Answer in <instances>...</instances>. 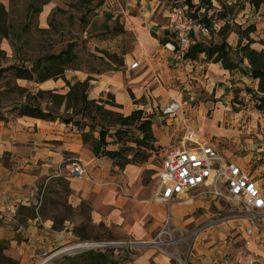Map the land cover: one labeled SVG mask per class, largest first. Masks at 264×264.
<instances>
[{
  "label": "crops",
  "instance_id": "0c3cea01",
  "mask_svg": "<svg viewBox=\"0 0 264 264\" xmlns=\"http://www.w3.org/2000/svg\"><path fill=\"white\" fill-rule=\"evenodd\" d=\"M9 1L0 0V4L6 6ZM243 1L244 8L235 20L230 19V23H236L239 28L226 26L228 37H224L230 50L231 62L237 64L240 61L238 68L224 70L220 63L207 62L204 55H199L196 60L186 58L183 64L176 61L173 43L167 38L170 35L167 32L166 36L165 33L167 30L163 19H166L168 10L163 11V0H104L94 4L93 8L95 21L109 27L108 35L90 39L93 34L88 35L89 31L84 33L83 39H90L86 40L84 61L79 59L76 52H72L75 45L70 42L72 58L64 65L58 79L39 82L37 74L41 72L36 69L43 72L49 67L56 69V61H45L56 54L45 57L43 61L46 65L42 66L39 62L32 70L14 66H9V69L14 73L18 69L29 71L31 80L16 79L17 85L24 87V83L33 82L36 88L32 90L37 94L50 92L55 104L56 96H65L70 86L86 82L88 102H95L104 110L120 114L123 118L138 112L140 120H151L155 123L152 127L157 131L154 137L160 134L164 137V143L159 146L168 148L158 156L159 162L165 152L187 144L184 138L188 133H193L197 140L211 141L220 150L221 145L227 144L239 133L234 127L238 115L233 113V107L241 104L245 107L251 100L246 90L251 89L256 93L258 85V81L250 77V67L239 49L237 61L231 59V52L237 46L246 45L256 52L264 51V4L253 8L247 0ZM236 2L231 0L227 4L235 5ZM55 9L54 0L42 5V25ZM197 15L205 24L204 16ZM225 17L222 16L223 19ZM225 24L229 25L227 22ZM116 25L118 31L113 29L111 32V28ZM217 29L210 28L211 32ZM104 33L107 31L97 35ZM161 39L168 40V43L161 45ZM247 39L250 40L249 44ZM196 41H200L199 38ZM5 48L9 47L3 41L2 49ZM134 65L136 67L132 68ZM172 102L180 105L179 111L171 116H163L162 110ZM57 106L60 115L47 109L45 104L39 106L26 103L21 107L38 108L54 116L53 121L20 115L0 120V241L7 243L4 255L18 264H41L49 258L44 259L48 253L73 246L71 244L76 237L72 228L76 214L72 219L68 217L57 223L60 231L52 230L54 220L51 217L40 214L34 219L16 216L20 206L39 208L43 200H46V189L56 183L58 178H64L70 192L66 203L74 213L82 203H86L90 208L92 223L102 225L116 240V244L129 242L136 246L133 254L128 256L129 259L121 264H170L163 251L151 245V241L163 230L166 209L157 202L155 183L146 186L142 184L143 173L147 168L135 163L124 164L119 157H95L81 140L86 127L63 124L59 119L71 116L72 110L65 112V102ZM252 155L250 153L244 161H251ZM116 159H122V164L116 162ZM252 160V164H256L259 157L255 156ZM72 161L79 162L85 168L87 180L68 178V166ZM159 162L152 166L155 178ZM240 164L241 167L247 165L242 162ZM262 171L264 166L250 176L264 193L263 184L257 179ZM117 186L122 190L117 189ZM181 200L185 203L173 205L194 203L202 208L205 204V201L187 203V200ZM8 207L13 211L12 216L7 211ZM198 240L199 236L191 246L190 263L232 262L224 260L222 256L215 257L221 254L220 248L211 249L208 252L210 257L199 258L203 250L197 249ZM253 247L255 254L264 256V244L259 242V237Z\"/></svg>",
  "mask_w": 264,
  "mask_h": 264
},
{
  "label": "rangeland",
  "instance_id": "374dc122",
  "mask_svg": "<svg viewBox=\"0 0 264 264\" xmlns=\"http://www.w3.org/2000/svg\"><path fill=\"white\" fill-rule=\"evenodd\" d=\"M41 1L10 0L6 6L0 4L4 12V14L1 13V15L3 14V23L7 27L4 32L5 39L0 40V70L7 68L6 71H0L1 120H9L19 116L21 107L26 103L39 106L40 104H45L46 108L53 113L61 114L60 109H58L59 106L55 104V100H52L50 92L46 91V93L37 94L32 90V88H36L33 82L31 84L24 83V87L18 86L15 73L9 69V66L28 70H32L31 68L39 62L44 66L46 65L43 61L45 57L53 54L57 55L61 51L66 50L70 42L75 45L72 52H76L79 59L84 61L86 42L92 38L106 37L108 35L109 27L101 26L95 21L96 14L93 8L94 4H100L104 0H95L92 3L78 0H54L56 9L47 17L44 25L40 21ZM227 1L230 2L231 0H213V2L212 0H203L202 3L200 0H163V11L171 7L187 6L194 17L199 18L197 14L204 16L203 19L209 24V28H218L217 31L213 30L207 38L198 37L200 42L206 44L210 42L219 43L222 38L228 37V34L226 35L228 28H239L235 25L236 23H230V19L235 20L237 14L244 8L245 3L243 0H237L235 5H228ZM30 4H33V9L29 8ZM201 10H203V13ZM1 15L0 19L2 18ZM222 16L226 17L223 19ZM227 19L228 21H225ZM226 22L229 25L225 24ZM163 23L167 26L166 19H163ZM104 27L106 30H104ZM113 29L118 31L117 25L111 28V32L114 31ZM86 31L90 32L88 35L93 34V37L90 39L88 37L84 40ZM101 31H107V33L97 35ZM165 33L167 36V31ZM167 38L169 42L173 43L171 36ZM3 41L7 42L9 48L2 49ZM233 45L235 46L236 44L233 43ZM238 53L237 46L236 50L231 52V59L237 61L239 58ZM59 66L56 63V67ZM36 69L43 74L41 69ZM249 95L248 97L251 100L248 104H245V107L244 104L233 107V113L238 115L234 124V127L239 132L233 138L236 141L231 139L227 144L221 145L219 153L225 160L234 162L237 165L241 162L247 163V165L242 167L246 168L251 175H254L255 170L264 166V113L258 112L254 108L255 99ZM74 119L81 120L82 126L86 127V132L91 130L95 138H97L98 132L102 129L107 142L106 150L117 151L121 158L133 159L136 165L146 167L147 169L142 177V184L146 186L155 183L156 186V178L153 177L152 166L157 165V162H159L158 156L163 150L168 148L159 146V144L164 143L163 134L154 137V132L157 131L152 126L155 123L151 120L149 121L153 139L146 140L143 139L142 133L144 127H140V124L145 122V120H140L136 117H133L126 125H120L117 118L108 115L95 116L93 120L86 117L82 118L81 116ZM250 153L254 154L250 159L251 161H244ZM255 156H258L259 160L256 164H252V158ZM115 161L122 164V159H116ZM257 179L262 182L264 191V171L258 174ZM45 193L47 194L46 200H43L39 214L51 217L57 223L68 217L72 219L73 215L76 214L72 231L80 228L83 235L88 238L87 241H81L76 237L71 247L84 244L113 243L115 246L108 248L105 253L114 258L113 261L116 264L125 262L129 259L128 256L133 254L135 245H131L129 242L116 244V240L114 241L109 232L104 233L102 229H99V225L92 223L90 208L86 203H83V206L80 205L76 213H74L66 203L67 193L62 187L52 183ZM204 203L202 208L198 207L199 204L194 203L180 206L172 205L170 208L171 235L162 234L159 236L158 234L151 241V245L158 246L157 248L161 249L164 255L169 258L170 264H192L190 263L191 256L189 254L197 236H199V240L196 242L197 249L203 250V253L198 255L199 258L210 257L208 252L215 248H220L219 251L221 252V254H216L215 257L222 256L224 260L231 261L237 256H247L251 253H256L253 243L247 247V242L241 234V229L247 222L242 220L245 217V213L240 207H233L218 201H205ZM257 237H259V242L264 244V228L259 230L255 240ZM161 242L164 245H160ZM208 243L210 245L206 246ZM78 251L75 250L63 254L67 258H73L82 254L77 253ZM56 252L58 251L55 250L48 253V256L44 259ZM192 253L195 254L196 251H192ZM68 254L73 256L69 257ZM53 259H56V257ZM76 264H83V262L78 259Z\"/></svg>",
  "mask_w": 264,
  "mask_h": 264
},
{
  "label": "built area",
  "instance_id": "2783aa9c",
  "mask_svg": "<svg viewBox=\"0 0 264 264\" xmlns=\"http://www.w3.org/2000/svg\"><path fill=\"white\" fill-rule=\"evenodd\" d=\"M166 20V30L173 38L174 58L183 64L186 62L185 55L197 38L209 37L211 30L199 18L194 17L187 6L169 8ZM135 67L136 65L132 66ZM179 109L180 105L172 102L162 110V115H174ZM184 139L187 144L165 152L156 172V199L166 209V220L159 236L171 235L170 208L173 204L185 203L181 198L187 200V203L195 200L218 201L240 207L245 213L242 220L247 224L243 227L242 234L248 247L255 242L259 230L264 228V193L260 186L247 169L225 160L211 141L197 140L193 133H188ZM68 170L69 179H88L85 168L77 161H72ZM117 189L122 190L120 186H117ZM1 195L0 191V197ZM7 211L9 215H13L10 207ZM112 245L114 244H84L76 250L103 251ZM160 245L164 243L161 242ZM228 264H264V256L251 253L240 256Z\"/></svg>",
  "mask_w": 264,
  "mask_h": 264
},
{
  "label": "trees",
  "instance_id": "16d2710c",
  "mask_svg": "<svg viewBox=\"0 0 264 264\" xmlns=\"http://www.w3.org/2000/svg\"><path fill=\"white\" fill-rule=\"evenodd\" d=\"M40 1V0H33ZM50 0H42L41 4L44 5L48 3ZM78 1H87V3H90L94 0H78ZM248 3L253 8H258L260 5L264 4V0H247ZM202 3L203 0H200ZM30 9H33V4L29 5ZM3 12V7L0 5V15ZM2 14V15H3ZM1 15V17H2ZM205 22V21H204ZM205 25L207 27H210L209 24L205 22ZM7 27H5V24L3 23V17L0 19V40L5 37V30ZM248 40V39H247ZM168 43V40L161 39L160 44L164 45ZM250 43V40H248V44ZM72 45L68 44L66 50L61 51L56 56H50L45 61H56L57 64H59V67H56V69H53L52 67H49L46 69L44 74L41 73L37 74V80L39 82L46 81L49 79H58L60 77V74L62 72V69L66 63L70 61L72 58V55L70 54ZM239 52L241 53V56L243 59H246L248 62V65L250 67V77L253 80L258 81L257 85V92H253L251 90H246L248 94L252 96V98L255 99L254 108L261 113H264V51L256 52L253 50H250L248 45L239 47ZM229 48L227 47L225 43V39L223 38L221 40L220 44H214V43H204L200 41H196L194 45L190 47L187 54L185 55L186 58L190 60H196L199 55H204L207 62H210L212 64L220 63L222 68L224 70H231L234 68L239 67V63L233 64L229 58ZM15 78L16 79H22V80H31L32 76L29 71L18 69L15 72ZM88 89V85L86 82L84 83H75L74 85L69 87V92L65 96H56V105L61 104L62 102H65V112L68 109H71V116H65L60 118L59 120L65 124H72L73 126H77L78 128H84L85 126H82L81 120H74L73 118L76 116H81L82 118H89L93 120L95 116H104L108 115L111 117H115L119 120L120 125H126L129 123V121L136 117L139 118V113L134 112L131 116L127 118H123L120 114L109 112L103 109L102 106L97 105L95 102H88L86 99V92ZM51 98H53L52 94ZM113 107H117L114 104H112ZM20 116H28L31 118L39 119V120H45V121H53L55 120V117L52 116L49 113H44L38 108L35 107H24L21 108ZM57 119V118H56ZM1 120V119H0ZM150 122L145 121L140 124V127H144L143 133V139H152V134L150 131ZM81 140L84 146H86L91 153L95 157H107V158H116L119 157V154L117 151H110L106 150L107 142L105 141V136L103 133V130L101 129L98 132L97 138L93 136V132L89 130V132H82L81 134ZM124 164H134L135 160H127L126 158H122ZM56 184L60 187H62L65 192L70 194L67 186V181L64 178H58L56 180ZM83 206V203L81 204ZM41 211V206L37 208L36 206H30V207H24L20 206L16 211V216L23 217L27 219H34L37 215H39V212ZM63 220V219H62ZM60 220V221H62ZM59 221V222H60ZM57 222L54 220V224L52 226L53 231H60V227L56 225ZM99 229H102L104 233H108V231L102 226H98ZM73 235L77 237L81 241H87L88 238H86L82 230L80 228L73 229L72 231ZM7 250V243L4 241H0V263L2 264H18L17 262L7 258L4 255V251ZM107 251H98V250H82L78 251L77 253H82L80 256L73 257V258H67L65 254H61L56 259H52L49 264H76V261L78 259H81L83 264H116V262L113 261L112 257H110L107 253ZM69 255V254H68ZM73 255H69V257H72Z\"/></svg>",
  "mask_w": 264,
  "mask_h": 264
},
{
  "label": "water",
  "instance_id": "95a60500",
  "mask_svg": "<svg viewBox=\"0 0 264 264\" xmlns=\"http://www.w3.org/2000/svg\"><path fill=\"white\" fill-rule=\"evenodd\" d=\"M66 252H68V251H66ZM63 253H65V252H61V253H59V254H57V255H54V256H50L45 262H43L42 264H47V263H49L50 262V260H52L53 258H55V257H57V256H59V255H61V254H63Z\"/></svg>",
  "mask_w": 264,
  "mask_h": 264
},
{
  "label": "bare ground",
  "instance_id": "6f19581e",
  "mask_svg": "<svg viewBox=\"0 0 264 264\" xmlns=\"http://www.w3.org/2000/svg\"><path fill=\"white\" fill-rule=\"evenodd\" d=\"M79 247H82V246H75V247H70V248H66L65 250H63L62 252H66V251H75L76 249H78Z\"/></svg>",
  "mask_w": 264,
  "mask_h": 264
}]
</instances>
